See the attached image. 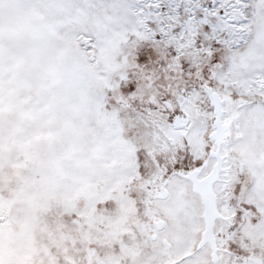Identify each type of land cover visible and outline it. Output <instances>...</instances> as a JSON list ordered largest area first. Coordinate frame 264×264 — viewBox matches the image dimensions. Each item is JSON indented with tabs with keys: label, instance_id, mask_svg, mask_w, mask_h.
<instances>
[{
	"label": "snow or ice",
	"instance_id": "obj_1",
	"mask_svg": "<svg viewBox=\"0 0 264 264\" xmlns=\"http://www.w3.org/2000/svg\"><path fill=\"white\" fill-rule=\"evenodd\" d=\"M0 264H264V0H0Z\"/></svg>",
	"mask_w": 264,
	"mask_h": 264
}]
</instances>
